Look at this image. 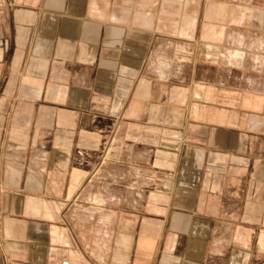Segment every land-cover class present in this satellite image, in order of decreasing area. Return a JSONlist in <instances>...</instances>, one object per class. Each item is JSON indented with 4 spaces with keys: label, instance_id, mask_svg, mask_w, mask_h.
<instances>
[{
    "label": "crops",
    "instance_id": "obj_1",
    "mask_svg": "<svg viewBox=\"0 0 264 264\" xmlns=\"http://www.w3.org/2000/svg\"><path fill=\"white\" fill-rule=\"evenodd\" d=\"M233 19L230 0H0V264H264V206L244 256L227 223L254 172L243 191L192 132L128 114L160 103L138 95L151 50ZM116 118L119 148H93Z\"/></svg>",
    "mask_w": 264,
    "mask_h": 264
},
{
    "label": "rangeland",
    "instance_id": "obj_2",
    "mask_svg": "<svg viewBox=\"0 0 264 264\" xmlns=\"http://www.w3.org/2000/svg\"><path fill=\"white\" fill-rule=\"evenodd\" d=\"M230 2L234 19L228 20L219 34L199 30L193 43L183 34L151 50L141 75L150 82V89L138 95L160 103L141 114L136 110L128 114L136 119L145 113L143 122L153 119L154 123L145 126L154 132L180 133L183 139H189L192 132L195 145L209 144L211 151L228 157L226 163L233 166L228 174L240 180L245 191L250 172H254L253 187L255 183L264 185V32L251 28L253 21L257 27L264 22L256 19L260 0ZM193 57L195 61L191 60ZM120 118L106 126L110 140H99L102 142L93 148H119L112 138L120 132ZM140 125L132 123L131 131L137 133ZM101 175L98 171L97 176ZM241 200V205H235L236 219L227 223L233 226V242L243 255L249 251L245 233L253 221L246 217L249 211L252 218L260 212L264 191L252 200L250 207L244 205L243 194ZM231 228L228 225L226 230Z\"/></svg>",
    "mask_w": 264,
    "mask_h": 264
}]
</instances>
